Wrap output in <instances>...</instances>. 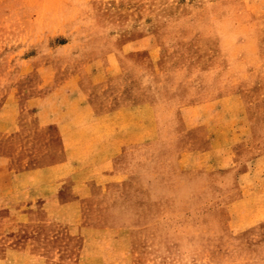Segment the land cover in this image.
<instances>
[{
    "label": "rangeland",
    "instance_id": "374dc122",
    "mask_svg": "<svg viewBox=\"0 0 264 264\" xmlns=\"http://www.w3.org/2000/svg\"><path fill=\"white\" fill-rule=\"evenodd\" d=\"M110 55L127 76L119 86L134 90L122 99L142 102L145 88L155 87L161 124L170 120L172 132L183 128L179 107L217 97L190 114L215 109L210 123L230 140L236 130L243 137L234 149L227 141L230 169L238 174L264 155V0H0V112L19 86L17 103L27 109L39 74L33 65ZM181 148L172 145L171 157ZM168 167H155V196L92 198L78 228L27 197L15 157L0 164V264H264V201L205 197L206 180Z\"/></svg>",
    "mask_w": 264,
    "mask_h": 264
},
{
    "label": "crops",
    "instance_id": "0c3cea01",
    "mask_svg": "<svg viewBox=\"0 0 264 264\" xmlns=\"http://www.w3.org/2000/svg\"><path fill=\"white\" fill-rule=\"evenodd\" d=\"M30 70L39 74L29 92L27 109L17 103L18 95L23 94L19 86L17 96L0 112V135L6 138L0 140V164L6 168L15 157L20 166L15 179L28 185L27 197L36 203L41 200L49 212L79 222L75 226L80 228L92 198L155 196L151 190L157 180L153 172L161 165L169 166L166 171L163 168L167 173H195L199 181L206 180L205 197L238 195V199L248 198L256 204L258 198L259 206L264 201V155L249 158L248 167L237 174L230 169L235 159L226 162L224 157L230 139L224 137L223 125L210 123L219 111L213 109L202 117L192 114L195 119H191L190 112L219 98L179 107L176 114L183 128L172 132L170 120L161 124L153 100L155 87L145 88L142 102L122 99L125 93L134 96V90L119 86L127 76L121 61L112 55L109 60L60 68L35 64ZM166 130L172 136L175 133L173 139L165 138ZM242 139L236 130L231 147ZM177 142L184 148L173 158L170 149ZM246 143L253 144L250 140ZM157 148L164 149L157 156L160 158H156ZM237 198L226 203L228 209L241 202Z\"/></svg>",
    "mask_w": 264,
    "mask_h": 264
}]
</instances>
